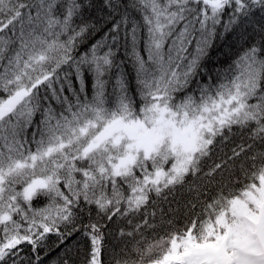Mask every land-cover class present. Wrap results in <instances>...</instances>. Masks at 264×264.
I'll return each instance as SVG.
<instances>
[{"label": "snow or ice", "instance_id": "6c2138e0", "mask_svg": "<svg viewBox=\"0 0 264 264\" xmlns=\"http://www.w3.org/2000/svg\"><path fill=\"white\" fill-rule=\"evenodd\" d=\"M91 6L0 0V264H40L49 236L60 247L74 233L88 245L84 264H264V0H105L124 11L77 59L95 29L77 20ZM121 33L135 89L115 64ZM229 36L253 42L217 67L212 53ZM64 65L73 71L61 76ZM237 132L250 142L207 164ZM177 189L191 196L189 219L177 230L160 209L170 230L143 247L117 251L106 224L78 226L93 208L107 221L142 216L118 235L143 240L141 228L156 227L149 208ZM29 245L34 261L22 255Z\"/></svg>", "mask_w": 264, "mask_h": 264}, {"label": "trees", "instance_id": "16d2710c", "mask_svg": "<svg viewBox=\"0 0 264 264\" xmlns=\"http://www.w3.org/2000/svg\"><path fill=\"white\" fill-rule=\"evenodd\" d=\"M91 7L87 8L83 14L82 20H77V23H87L95 25V29L89 30V33L85 36L84 40L78 44L76 51L73 55L78 59L80 55L84 52L88 51L93 43L100 40L102 36L111 28L112 24H114L120 18V14L123 13L124 8H117L115 12L105 6V0H90ZM128 0H122L123 5H127ZM129 14L132 18L137 21L141 20L140 13L136 12L132 9H129ZM225 17V22H226ZM143 31L141 32V36H143ZM259 37H257L258 39ZM253 42L249 40L247 42H242L241 44H235L232 42V37H227V43L220 47L219 49H214L212 55L213 57H218V59H214L212 61L213 64H216L217 67H227L228 64L232 62L243 50V47H246L248 43ZM128 46L123 39V33H121V38L114 45V50L118 49L115 53V64L120 65L121 61H124L122 67L124 72L127 74L128 79L132 81V87L135 89L134 82V69L130 59L125 55V48ZM65 71H73V69L69 68L67 65H64L60 70H58L59 74L63 76ZM120 68L113 67L109 76L105 77L108 79V93L111 94L113 87L115 86L116 76L119 74ZM86 81V92L88 94V98L90 99L93 94V78L90 73L85 74ZM74 83L77 84L74 80ZM42 95L44 94L43 88L41 89ZM68 94V93H66ZM71 99V94H68ZM59 109V105H54ZM39 119V117H37ZM32 129L28 130L29 135ZM247 141V133L241 134L237 132L234 136H232L231 140L226 144L218 147L216 152L213 154L212 160L207 161V164H211L215 161L219 156H223L225 152H230V149L234 147L236 144L244 143ZM250 142V141H247ZM34 147V145H33ZM191 199L190 194L181 189H177L175 196H170L167 202L158 200L156 205H153L149 208V211L155 210L156 217L154 219H150L149 223L155 224L156 227L148 228L147 226L141 228V232L143 233V240H141L140 235H136L134 239L131 238H120L118 233L121 228L126 231H131L132 227L137 223H141L143 217L135 216L124 218L120 220H116L114 218L113 221H107L102 215L97 216L95 208L92 209L91 216H89L86 212H82L80 214L82 223L78 226L82 227V224H86L91 220L92 222H98L102 224H106L107 228L105 230V243L109 248H115L117 251L120 247L123 246L124 243H128L129 247L136 241H141L140 246L143 247L149 242L158 239L160 236H164L170 230L169 226L161 223V212L160 209H163L164 219L175 217V228L178 230L183 226L186 219H189L185 216V208L184 204ZM44 201L38 200L35 202V206L40 207L43 206ZM179 209V211H174L175 209ZM199 211V207L197 208ZM128 219L132 220V224H128ZM57 238L55 236H49L44 247L38 248L37 252L41 257L40 264H54V262L62 261L63 259H70V264H84V258L87 252V243L84 238L81 237L80 233H74L73 236L69 237L66 245H61L60 247H56ZM24 253L22 254L25 257H31L34 261L35 255L31 251V246H23ZM67 249H71L68 251ZM155 254V253H154Z\"/></svg>", "mask_w": 264, "mask_h": 264}, {"label": "bare ground", "instance_id": "6f19581e", "mask_svg": "<svg viewBox=\"0 0 264 264\" xmlns=\"http://www.w3.org/2000/svg\"><path fill=\"white\" fill-rule=\"evenodd\" d=\"M226 43H227V42H226ZM226 43H221L220 47L223 46V45L226 44ZM220 47H219V48H220ZM219 48H218V49H219Z\"/></svg>", "mask_w": 264, "mask_h": 264}]
</instances>
